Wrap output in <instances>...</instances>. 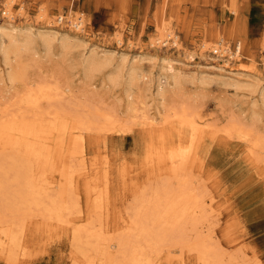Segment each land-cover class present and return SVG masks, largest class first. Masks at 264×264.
Masks as SVG:
<instances>
[{
	"label": "bare ground",
	"instance_id": "1",
	"mask_svg": "<svg viewBox=\"0 0 264 264\" xmlns=\"http://www.w3.org/2000/svg\"><path fill=\"white\" fill-rule=\"evenodd\" d=\"M12 2H5L8 11ZM65 17H57V23L69 24ZM77 20L74 27L81 31L83 24ZM25 30L27 33L17 34L13 26H0V45L2 37L8 42L0 47L6 66L11 53L17 58L34 41L30 26ZM37 32L46 44L45 50L50 51V42L58 38L62 47L69 40V36L57 35L54 29ZM161 37L153 41L158 43ZM163 42L167 43V38ZM215 45L213 50L220 47L224 51L221 41ZM234 49L225 56V64L228 58L238 56L239 48ZM91 54L84 59L86 68L97 62L95 53ZM11 70L7 77L15 80L17 68ZM132 73L130 83L136 79L137 72ZM169 77L176 82V74ZM69 85L45 80L25 83L11 102L0 101V255L6 262L24 263L35 251L44 250L48 243L64 236L71 264H249L235 256L233 249L234 255L223 250L218 241L212 243L215 237L209 222L203 227L210 207L203 202L208 195L205 182L199 187L182 171L188 161L201 157L205 145L218 142L225 147L229 137L236 138L235 147L239 145L230 158L239 155L237 162L247 168L255 164L264 167L260 151L264 137L253 124L237 117L219 129L196 117L187 105L171 106L176 99L172 97L159 117L143 114L138 131L143 150L121 167L117 144L112 141L121 132L132 130L133 125L86 100L66 99L70 107L65 110L55 106L63 96L71 98ZM157 87L162 97L166 95V88L159 83ZM260 95L264 105V89ZM43 102L48 107L43 108ZM218 132L227 138H218ZM28 137L30 144L25 141ZM101 143L106 150L109 143L112 150L102 153L98 147ZM258 167L256 173L261 170ZM165 168L170 172L154 182L156 173ZM133 170L143 173L142 185L139 181L131 185L134 187L126 185L124 179L128 180Z\"/></svg>",
	"mask_w": 264,
	"mask_h": 264
},
{
	"label": "rangeland",
	"instance_id": "2",
	"mask_svg": "<svg viewBox=\"0 0 264 264\" xmlns=\"http://www.w3.org/2000/svg\"><path fill=\"white\" fill-rule=\"evenodd\" d=\"M6 1L0 0V26H13L17 34L27 33L25 27L30 26L34 41L25 52L21 51L25 53L22 56L10 54L13 67L6 66L0 52V101L11 102L25 83L45 80L51 84L56 81L60 86L70 84L71 98L66 94L55 106L65 110L70 107L66 99L86 100L133 125L132 130L121 132L112 141L117 144L121 167L126 166L130 156L143 150L138 134L143 114L159 117L172 97L176 99L171 106L187 105L196 117L214 127L222 128L231 118L241 117L264 137V105L260 101L264 89V0H13L9 11ZM60 16L69 24H58ZM75 20L83 24L81 31L75 29ZM42 28L54 29L57 35L66 34L70 41L66 40L62 47L58 38L50 42V51L45 50L46 44L37 32ZM160 35V42H154ZM165 38L167 43L163 42ZM1 40L0 47L4 48L8 42L6 37ZM218 41L230 51L236 42L238 56L228 58L225 64L224 59L213 54V45ZM90 54L97 62L86 68L83 62ZM14 67L17 78L9 80L7 73ZM132 71L137 72L134 83L129 79ZM173 74L177 76L176 84L169 77ZM158 83L166 88L163 97ZM41 104L48 107L45 102ZM217 135L226 137L220 132ZM85 137L87 141L88 135ZM28 139L25 141L30 144ZM227 139L229 144L225 147L218 142L205 145L201 157L188 161L182 173L194 178L199 187L205 182L208 195L203 202L210 207L203 227L209 222L215 237L211 238L212 243L218 241L223 250L230 254L235 251V256L249 264H264V167L255 164L247 168L237 162L239 155L230 158L239 145H233L236 138ZM262 141L259 150L264 155V138ZM98 147L102 153L112 150L109 143L108 150L104 143ZM256 167L261 169L257 173ZM123 171L124 168L120 172ZM169 172V168L160 175L157 172L153 181ZM142 174L131 171L128 180L124 179L126 185L137 181L142 185ZM25 234L34 238L28 231ZM30 256L24 263H8L0 255V264H71L64 236Z\"/></svg>",
	"mask_w": 264,
	"mask_h": 264
},
{
	"label": "built area",
	"instance_id": "3",
	"mask_svg": "<svg viewBox=\"0 0 264 264\" xmlns=\"http://www.w3.org/2000/svg\"><path fill=\"white\" fill-rule=\"evenodd\" d=\"M65 16V15H64ZM231 48L232 49H236V42L235 43H233V44H231ZM234 49V50H235ZM221 50H222V48H220L219 47V50H217L216 48L213 50V54H215V55H217V56H219L220 58H222V59H225V56L227 57L228 56V52H229V50H226V48H224V51L223 52H221ZM226 51V52H225ZM221 53H223V55L221 54ZM232 58V57H231ZM233 59V58H232Z\"/></svg>",
	"mask_w": 264,
	"mask_h": 264
}]
</instances>
